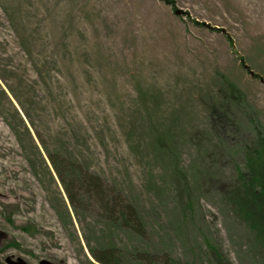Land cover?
<instances>
[{"label":"rangeland","instance_id":"obj_1","mask_svg":"<svg viewBox=\"0 0 264 264\" xmlns=\"http://www.w3.org/2000/svg\"><path fill=\"white\" fill-rule=\"evenodd\" d=\"M258 152L264 0H0V264H101L114 243L123 264H264L238 192Z\"/></svg>","mask_w":264,"mask_h":264},{"label":"trees","instance_id":"obj_2","mask_svg":"<svg viewBox=\"0 0 264 264\" xmlns=\"http://www.w3.org/2000/svg\"><path fill=\"white\" fill-rule=\"evenodd\" d=\"M227 96L229 100L233 101L234 105L238 104L241 106L245 102L243 94L235 86L229 87V95ZM229 109L230 107L227 106L221 111L214 107V112L212 114L215 120V123H213L214 128L222 131L223 128L226 129V125L224 124L227 123L229 124V129L232 130L234 123L228 118V111L230 112ZM216 118L219 119L218 122H216ZM239 135H241V133ZM248 166L252 168L250 176L248 179L243 180L241 185L238 186L241 189L238 192L243 195L241 196L242 201H240L241 208H243L248 221L253 227L256 226L258 228L264 239V152H258L256 157L249 158ZM98 178L101 179L97 176V178L95 177L93 180L97 181L98 184H101V181ZM97 182L93 181V183H91L94 188L95 185L98 186ZM95 191L98 195H101L98 190L95 189ZM110 203L112 207L109 219L112 220V222H118L119 225L135 229L142 235L146 234L140 215L135 206L129 200H123L121 204L117 201L111 200L109 204ZM93 254L95 259L101 264H123L122 257L124 256V253L115 243L108 248V252L105 254L106 257H100L95 253ZM135 257L139 263L140 261H146L150 264H174V262H177L167 254H162L160 260L159 256L152 255L148 252L138 251L135 254ZM213 259L216 264L228 263L225 255L213 256Z\"/></svg>","mask_w":264,"mask_h":264},{"label":"water","instance_id":"obj_3","mask_svg":"<svg viewBox=\"0 0 264 264\" xmlns=\"http://www.w3.org/2000/svg\"><path fill=\"white\" fill-rule=\"evenodd\" d=\"M177 13H180V11H177ZM19 260H21V259H19ZM23 263V262H22Z\"/></svg>","mask_w":264,"mask_h":264}]
</instances>
